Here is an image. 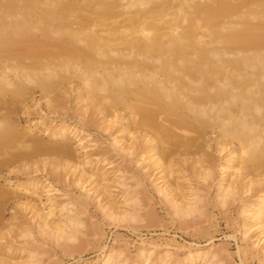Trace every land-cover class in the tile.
I'll use <instances>...</instances> for the list:
<instances>
[{
  "label": "bare ground",
  "instance_id": "1",
  "mask_svg": "<svg viewBox=\"0 0 264 264\" xmlns=\"http://www.w3.org/2000/svg\"><path fill=\"white\" fill-rule=\"evenodd\" d=\"M72 76L79 79L76 97L88 114L102 113L110 125L120 119V131L129 135L114 136L113 149L145 155L146 178L154 174L157 191L183 217L200 211L204 196L173 174L183 162L191 160L196 168L207 160L196 155L205 153L211 129L219 152L226 150L220 202L241 199L242 212L251 218L245 231L256 230L264 243V0H0V103L10 91L30 111L39 103V87L51 104L49 93L55 86L63 90ZM118 106L124 113L116 112ZM86 111L80 120L94 123ZM41 124L0 114V155L10 144H39L34 130ZM48 135L56 140L57 163L79 168L76 181H91L88 191L104 196L109 216L133 215L116 206L110 189L109 181L119 178L118 169L106 167L113 162L111 148L88 144L89 135L65 124ZM72 138L88 153L78 161ZM204 167L194 174L206 178L209 166ZM46 180H29L25 192L39 198L46 193L54 201L57 188ZM8 195L0 184V198ZM54 214L38 211L40 231L64 234ZM214 256L211 249L190 251L186 264H214ZM111 257L103 264L116 261ZM148 259L140 264H166L172 257Z\"/></svg>",
  "mask_w": 264,
  "mask_h": 264
},
{
  "label": "rangeland",
  "instance_id": "2",
  "mask_svg": "<svg viewBox=\"0 0 264 264\" xmlns=\"http://www.w3.org/2000/svg\"><path fill=\"white\" fill-rule=\"evenodd\" d=\"M78 82L79 79L72 76L66 79L63 90L55 86L49 93L51 104L46 102L40 88H35L34 96L39 103L30 111L10 91L1 98L6 101L0 103L1 115L21 124L38 121L42 124L34 130L39 144L31 141L10 144L8 153L0 155V159H5L0 167V184L9 190L7 198H0V264H103L109 256L116 260L112 264H140L148 259V249L153 250L146 263L168 253L172 260L166 264H186L188 252L211 249L214 264H264V243L258 242L260 234L256 230L245 231L251 218L246 217L248 212H242L241 199L220 202L218 180L226 150L219 152L211 129H208L210 140L205 153L196 155L207 160L198 162L196 168L190 164L191 160L183 162L173 174L175 181L184 183L187 188L192 184L191 187H196L204 196L201 210L183 217L176 214L172 203L157 191L152 182L154 174L146 178L145 155H127L113 149L114 136L127 140L129 135L120 131V119L110 125L103 122L102 113L88 114V106L76 97ZM116 108V112L124 113L119 106ZM84 110L94 123L80 120L79 113ZM60 124L89 135L88 144L112 149L110 160L113 162L106 167L111 172L118 169L115 177L119 178L117 182L109 181L110 189L116 206H122L133 215L109 216L108 208L103 206L104 196L97 198L92 190L88 191L91 181H76L80 176L79 168L71 170L57 163L60 157L54 148L56 140L48 132ZM72 142L77 147L74 159L78 161L88 154L78 147L76 139L72 138ZM89 165L83 166L89 169ZM204 166L209 168L204 169L208 175L203 179L194 171L203 170ZM35 178H46V182L57 188L52 195L54 201L43 192L40 198L33 190L25 192L23 184ZM126 198L128 200L124 201ZM37 209L40 213L54 210L53 218L64 223L65 233L40 231ZM72 219H77L78 224L73 225ZM143 249L144 254H140Z\"/></svg>",
  "mask_w": 264,
  "mask_h": 264
}]
</instances>
